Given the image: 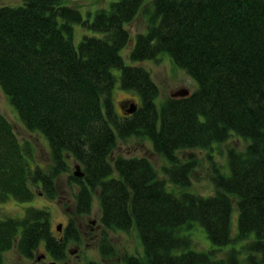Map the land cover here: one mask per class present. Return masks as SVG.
<instances>
[{
    "label": "trees",
    "instance_id": "1",
    "mask_svg": "<svg viewBox=\"0 0 264 264\" xmlns=\"http://www.w3.org/2000/svg\"><path fill=\"white\" fill-rule=\"evenodd\" d=\"M104 2L86 16L69 0L0 5V87L50 153L46 166L34 163L31 143L0 113V200H29L36 188L53 198L72 158L83 171L69 174L75 212L88 213L96 195L105 230L135 229L142 254H123L125 264H264V0ZM139 13L146 28L130 48L129 24ZM77 22L91 33L76 43ZM163 54L197 86L158 103L159 87L139 61ZM118 88L135 94L133 112L118 110ZM231 135L247 144L216 163L212 147ZM130 136L149 138L165 156L161 172L145 155L115 152ZM194 148L211 161V193L191 188L198 160L179 151ZM49 224V211L33 206L0 218V264L13 245L32 256L43 243L63 258L76 228L70 220L56 236ZM199 224L214 246L195 247ZM105 230L98 248L109 256Z\"/></svg>",
    "mask_w": 264,
    "mask_h": 264
},
{
    "label": "rangeland",
    "instance_id": "2",
    "mask_svg": "<svg viewBox=\"0 0 264 264\" xmlns=\"http://www.w3.org/2000/svg\"><path fill=\"white\" fill-rule=\"evenodd\" d=\"M76 4L81 10L83 16L87 15V11L104 5V0H69ZM22 0H0L1 4H19ZM146 23L143 15L139 13L136 18L129 24L131 31L130 44L132 46L135 38V33L145 30ZM91 33L90 30L84 28L79 22L74 24V41L77 43L82 34ZM122 49L125 54L128 49ZM131 48V47H130ZM149 70L153 80L159 87L157 102L160 103L166 97L171 96V93L178 87H186L189 91L196 88V81L185 71V69L176 66L168 55H160L156 59H145L139 61ZM135 94L131 91L118 88L114 92V102L118 110L120 102L125 103L128 99L134 98ZM136 98V97H135ZM127 99V101H124ZM0 113L8 120L16 132L18 138L22 142H29L32 145L34 163L46 166L50 162L49 146L46 138L38 131L28 130L20 119L17 110L12 105L6 94L0 87ZM247 144V140L237 135H231L225 141L215 144L211 152L216 163H226L225 153L230 147L243 149ZM196 154L198 166L196 174L192 178L191 188L194 191L203 194L211 193L214 190L213 182L209 178L211 161L207 158L206 151L201 149H191L179 151L180 156L185 159L188 152ZM116 153L124 155H145L153 165L162 171V167L168 164V160L162 154L155 152L152 148V143L149 138L130 136L126 139H119ZM69 170L61 171L56 179L57 195L49 198L44 195L42 189H35V194L25 201L16 200L8 197L0 200V218L6 216L21 217L26 207L33 206L43 208L49 211L50 229L56 236H63L68 222L72 220L75 229V237L70 238L65 246V255L63 258H53L46 250L43 243L38 248L34 249L32 256H25L19 252L18 248L13 245L2 252L5 264H49L54 261V264H88L93 261L94 264H125L122 260V255L125 253L142 254V244L137 236L135 229L112 230L104 229L100 221V210L97 202V197L94 195L91 204V210L88 213L78 214L75 212L74 206V191L77 188V183L69 178V174L73 173L77 163L72 158L69 159ZM74 174V173H73ZM92 220H94L92 222ZM61 223V229H57V225ZM92 226V228H91ZM237 227L236 210L232 214V228ZM106 231L108 240L114 247L113 254L103 256L98 248L99 239L102 237V232ZM195 247L198 249H206L214 246L210 238L207 236L205 229L199 224L194 229L192 234ZM76 249L73 252L69 249ZM44 256L40 261L38 256ZM248 264V263H246Z\"/></svg>",
    "mask_w": 264,
    "mask_h": 264
},
{
    "label": "water",
    "instance_id": "3",
    "mask_svg": "<svg viewBox=\"0 0 264 264\" xmlns=\"http://www.w3.org/2000/svg\"><path fill=\"white\" fill-rule=\"evenodd\" d=\"M189 93V90L186 87H178L177 89H175L172 93L171 96H184L187 95ZM127 101V100H126ZM137 107V103L135 100L129 99L127 102L124 103H120V108L122 110H124L125 113H130L133 112ZM75 169L73 171L74 175H78L81 176L83 175V171L81 170L80 164L76 163L74 165ZM61 227V223H59L57 225V229H60ZM76 249H69V251L73 252ZM37 258H40V256H38ZM49 264H54V261H50Z\"/></svg>",
    "mask_w": 264,
    "mask_h": 264
},
{
    "label": "flooded vegetation",
    "instance_id": "4",
    "mask_svg": "<svg viewBox=\"0 0 264 264\" xmlns=\"http://www.w3.org/2000/svg\"><path fill=\"white\" fill-rule=\"evenodd\" d=\"M124 104H125V103H124ZM93 221H94V220H92V222H93ZM91 228H92V226H91ZM60 229H61V228H60ZM60 229H59V230H60ZM43 258H44V256H43V254H42V256H40V258H37V259L41 261Z\"/></svg>",
    "mask_w": 264,
    "mask_h": 264
}]
</instances>
